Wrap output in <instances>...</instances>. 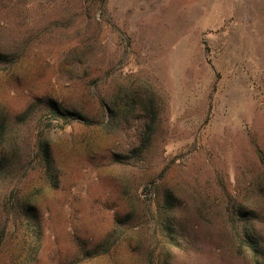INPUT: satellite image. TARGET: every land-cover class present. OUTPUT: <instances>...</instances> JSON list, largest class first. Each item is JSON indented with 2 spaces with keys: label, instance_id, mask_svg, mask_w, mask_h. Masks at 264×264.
Instances as JSON below:
<instances>
[{
  "label": "rangeland",
  "instance_id": "1",
  "mask_svg": "<svg viewBox=\"0 0 264 264\" xmlns=\"http://www.w3.org/2000/svg\"><path fill=\"white\" fill-rule=\"evenodd\" d=\"M1 121L0 264H264V0H0Z\"/></svg>",
  "mask_w": 264,
  "mask_h": 264
},
{
  "label": "trees",
  "instance_id": "2",
  "mask_svg": "<svg viewBox=\"0 0 264 264\" xmlns=\"http://www.w3.org/2000/svg\"><path fill=\"white\" fill-rule=\"evenodd\" d=\"M48 105L50 106V116L52 118H59L64 121V124H68L69 120H75L80 118V114L78 112H70L66 109H61L59 106L52 100L48 102ZM63 126V124L61 125ZM3 121L0 122V139L2 140L3 136ZM36 148L38 155L42 161V164L46 168L47 171H50L52 169V160H51V152H50V146L49 142L45 137H42V135L39 134L36 142ZM10 162L9 156L7 154L1 155L0 159V175L3 173V168L5 164H8ZM17 189V188H16ZM16 189H14V192H10L7 198V205L9 208L13 209L16 208L18 205L14 203L15 195H16ZM9 200V201H8ZM22 206V210L25 211L26 214L29 215L27 220V228H33V229H39V219L37 218V215L35 213V210L31 205H27L28 202H25ZM8 220L3 221V223H0V238L5 234V230L7 228Z\"/></svg>",
  "mask_w": 264,
  "mask_h": 264
}]
</instances>
